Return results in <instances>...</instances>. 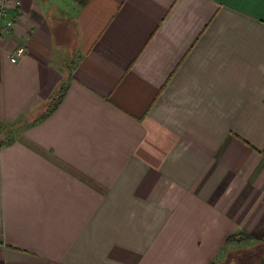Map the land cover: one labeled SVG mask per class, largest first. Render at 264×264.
Returning <instances> with one entry per match:
<instances>
[{
    "label": "crops",
    "instance_id": "0c3cea01",
    "mask_svg": "<svg viewBox=\"0 0 264 264\" xmlns=\"http://www.w3.org/2000/svg\"><path fill=\"white\" fill-rule=\"evenodd\" d=\"M20 2L0 264H214L264 241V0Z\"/></svg>",
    "mask_w": 264,
    "mask_h": 264
},
{
    "label": "rangeland",
    "instance_id": "374dc122",
    "mask_svg": "<svg viewBox=\"0 0 264 264\" xmlns=\"http://www.w3.org/2000/svg\"><path fill=\"white\" fill-rule=\"evenodd\" d=\"M237 236L233 239L239 242L224 243L214 264H264V241L256 243L248 240L245 235Z\"/></svg>",
    "mask_w": 264,
    "mask_h": 264
},
{
    "label": "built area",
    "instance_id": "2783aa9c",
    "mask_svg": "<svg viewBox=\"0 0 264 264\" xmlns=\"http://www.w3.org/2000/svg\"><path fill=\"white\" fill-rule=\"evenodd\" d=\"M20 0H0V41L12 29L15 11L20 8ZM26 53L24 46L14 48L8 56L9 62L16 64Z\"/></svg>",
    "mask_w": 264,
    "mask_h": 264
},
{
    "label": "trees",
    "instance_id": "16d2710c",
    "mask_svg": "<svg viewBox=\"0 0 264 264\" xmlns=\"http://www.w3.org/2000/svg\"><path fill=\"white\" fill-rule=\"evenodd\" d=\"M87 0H80V4H84L85 2H86ZM64 93H65V91H62L61 92V90L59 91V94H57L56 95V99H57V101L50 107V110H49V112L47 113V114H45L44 116H42L41 117V119H44V117H47L48 116V114H50L51 113V111L56 107V105L60 102V100H61V98L63 97V95H64ZM61 95V96H60ZM59 96H60V98H59ZM56 99H54V101L56 100ZM233 241H235L233 238H229L228 239V243H231V242H233ZM235 242H239V240H237V241H235Z\"/></svg>",
    "mask_w": 264,
    "mask_h": 264
}]
</instances>
